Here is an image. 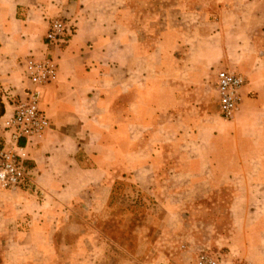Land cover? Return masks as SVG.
Listing matches in <instances>:
<instances>
[{"label":"crops","instance_id":"0c3cea01","mask_svg":"<svg viewBox=\"0 0 264 264\" xmlns=\"http://www.w3.org/2000/svg\"><path fill=\"white\" fill-rule=\"evenodd\" d=\"M124 10L122 0H77L73 8L0 0V141L7 136L2 121L25 97V60L51 58L58 65L41 103L50 127L25 163L38 191L0 190V264H30L31 252L46 251L42 239L52 244L59 232L54 208L62 213L80 202L87 214L107 208L113 173L162 207V218L152 221L164 230L184 217L178 205L199 203L229 182L239 189L231 215L240 204L247 214L254 199L248 189L264 187V58L239 61L244 110L232 134H215L218 123L189 115L191 86L202 82L203 71L177 59L168 30L145 49L138 30L123 21ZM54 17L69 32L50 45L45 34ZM216 107L218 114L217 98Z\"/></svg>","mask_w":264,"mask_h":264},{"label":"rangeland","instance_id":"374dc122","mask_svg":"<svg viewBox=\"0 0 264 264\" xmlns=\"http://www.w3.org/2000/svg\"><path fill=\"white\" fill-rule=\"evenodd\" d=\"M50 1L59 8H73L77 0ZM122 3L123 21L138 30L139 37L147 42L145 49L149 50L152 42L168 30L177 41V59H184L193 72L203 71L202 82L191 86L192 108L198 110L189 108L191 118L200 113L209 122L219 124L215 134H232V125L244 110L246 95V76L237 70L239 61L264 58V0ZM221 68L245 80L240 107L230 120L217 114L215 73ZM112 180L113 193L107 208L87 214L80 202L62 213L61 208L53 209L59 232L52 244L42 239L40 248L46 251L31 252L30 264H196L200 253L223 264H264V187L248 189L254 199L247 203V214L246 206L240 204L231 215L229 206L239 189L229 182L213 194L208 192V197L199 203L178 205L184 217L175 218L172 228L164 230L157 229L159 226L152 221L154 215L162 218L164 210L160 205L120 180L119 173H113ZM242 250L248 251L250 257H242Z\"/></svg>","mask_w":264,"mask_h":264},{"label":"built area","instance_id":"2783aa9c","mask_svg":"<svg viewBox=\"0 0 264 264\" xmlns=\"http://www.w3.org/2000/svg\"><path fill=\"white\" fill-rule=\"evenodd\" d=\"M69 32V25L62 19L48 22L45 41L54 45L63 42ZM58 65L51 58L35 59L29 57L24 62V76L28 81L25 97L16 103L12 115L4 119L1 129L6 139L0 141V189L4 191L37 192L26 162L29 160L28 149L49 129L50 123L41 109L44 88L57 78ZM244 78L227 69L216 72V98L219 115L230 120L237 113L240 91ZM196 264H223L207 253H200Z\"/></svg>","mask_w":264,"mask_h":264},{"label":"trees","instance_id":"16d2710c","mask_svg":"<svg viewBox=\"0 0 264 264\" xmlns=\"http://www.w3.org/2000/svg\"><path fill=\"white\" fill-rule=\"evenodd\" d=\"M3 113H4L3 105H2V103L0 102V116H2Z\"/></svg>","mask_w":264,"mask_h":264}]
</instances>
